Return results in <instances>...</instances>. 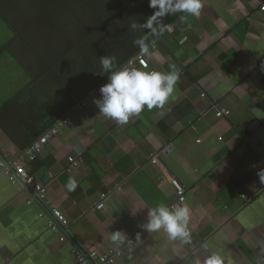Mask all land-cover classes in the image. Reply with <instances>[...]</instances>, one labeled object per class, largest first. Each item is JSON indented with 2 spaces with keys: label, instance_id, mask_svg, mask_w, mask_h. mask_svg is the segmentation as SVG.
Listing matches in <instances>:
<instances>
[{
  "label": "crops",
  "instance_id": "0c3cea01",
  "mask_svg": "<svg viewBox=\"0 0 264 264\" xmlns=\"http://www.w3.org/2000/svg\"><path fill=\"white\" fill-rule=\"evenodd\" d=\"M262 4L202 0L198 17L183 15L149 45L151 55L139 54L146 69L135 61L125 65L162 72L174 65L180 71L173 96L161 108H145L119 125L99 114L94 100L100 95L91 93L88 108L69 113L70 122L35 164L22 160L0 130L6 162L0 163L11 171L21 163L37 180L46 175L47 201L69 221L60 242L61 234L48 229V206L11 184L0 168V264H76V253L87 250L121 251L115 264H193L197 258L203 264L213 252L224 264H264ZM8 73L0 76V105L20 88L17 75ZM216 110L230 114L217 118ZM165 147L170 154L151 164ZM68 158L81 160L70 173ZM69 178L77 181L74 192L66 189ZM171 179L186 189L188 243L140 227L148 209L177 200ZM102 194L108 195L104 209L94 211ZM114 231H122L124 240L114 243Z\"/></svg>",
  "mask_w": 264,
  "mask_h": 264
},
{
  "label": "trees",
  "instance_id": "16d2710c",
  "mask_svg": "<svg viewBox=\"0 0 264 264\" xmlns=\"http://www.w3.org/2000/svg\"><path fill=\"white\" fill-rule=\"evenodd\" d=\"M153 11L148 0H0V17L12 32L0 45V59L10 53L28 75L0 105V130L19 152L107 81L99 57L115 56L121 68L141 53L133 41L146 30L130 25ZM183 15L163 18L165 30ZM147 36L149 45L157 38Z\"/></svg>",
  "mask_w": 264,
  "mask_h": 264
},
{
  "label": "clouds",
  "instance_id": "9594fccd",
  "mask_svg": "<svg viewBox=\"0 0 264 264\" xmlns=\"http://www.w3.org/2000/svg\"><path fill=\"white\" fill-rule=\"evenodd\" d=\"M148 6L154 9L152 15L143 23H131L130 28L133 31L146 30V33L153 37L163 34L166 27L162 23L163 18L178 13L198 17L203 7L202 0H148ZM147 34L135 39L133 44L141 53L151 55ZM99 62L100 75L106 76L107 82L100 86V98L95 99L94 103L100 115L119 125L128 123L130 117L140 114L145 108L151 110L163 107L173 96L180 80V71L174 65L170 66L169 71L162 72L127 66L118 68L115 56H101ZM262 172L264 171L259 174ZM77 186L74 178L68 179L66 183L68 192H74ZM190 216L191 209L187 204L169 207L161 203L148 209L147 221L140 227L147 233L163 230L169 240L188 243L191 241ZM125 237L122 231H114L111 240L114 243L121 242ZM140 238V234L137 233L136 239ZM203 247L207 250L208 246L205 244ZM193 264H201V260L197 258ZM203 264H224V261L219 253L213 252L206 256Z\"/></svg>",
  "mask_w": 264,
  "mask_h": 264
},
{
  "label": "built area",
  "instance_id": "2783aa9c",
  "mask_svg": "<svg viewBox=\"0 0 264 264\" xmlns=\"http://www.w3.org/2000/svg\"><path fill=\"white\" fill-rule=\"evenodd\" d=\"M260 10L264 12V4L260 6ZM136 62L142 68H147L146 61L141 56H136L128 64L132 65L133 62ZM107 82V81H106ZM100 88V87H99ZM99 88L96 89L93 94L100 95ZM87 99L78 104L73 111L81 112L88 108ZM215 117H227L229 112L225 110H216ZM70 122L69 116H66L61 121H59L53 128L47 131L43 136H41L36 142H34L26 151L23 152L21 159L27 161H33L36 158H39L43 148L46 144L56 137L59 132V128L63 125H66ZM170 154V149L168 147L163 148L157 154H155L150 163L153 165H159V159L161 155ZM69 166L66 168V172L70 173L75 168H78L81 160L75 158H68ZM0 168L3 172L9 177L11 184L17 185L20 184L22 187L29 190V192L36 198L39 202L48 206L50 214L52 216V221L48 223V229L56 234H61L59 241L64 242L66 240V232H68L69 221L60 212L56 207L51 205L47 201V189L46 186L41 183L39 180L35 179L27 173L25 168L21 163L13 164V171L6 168L4 163H0ZM171 185L173 186L177 200L173 205H180L185 202L186 189L178 184L175 179H171ZM107 194L101 195V201L93 208L94 211H102L104 209V203L107 198ZM31 200L27 203L30 204ZM170 206V207H171ZM122 256L121 251H109L107 254L99 253L94 250H87L85 252H77L75 255L76 264H115L118 259Z\"/></svg>",
  "mask_w": 264,
  "mask_h": 264
},
{
  "label": "rangeland",
  "instance_id": "374dc122",
  "mask_svg": "<svg viewBox=\"0 0 264 264\" xmlns=\"http://www.w3.org/2000/svg\"><path fill=\"white\" fill-rule=\"evenodd\" d=\"M12 39V32L9 29V27L6 25V23L2 20L0 17V44L4 45L8 41ZM10 53H7L5 57H3L4 61L8 64V67L5 68V62L1 61L0 64V76L2 77L4 74H6V71H10L8 74H14L17 75V80L19 82L20 87L25 84L28 81V75L27 73H23V68L21 67V64L19 61H17L15 58H13ZM10 66V67H9ZM12 72V73H11Z\"/></svg>",
  "mask_w": 264,
  "mask_h": 264
},
{
  "label": "water",
  "instance_id": "95a60500",
  "mask_svg": "<svg viewBox=\"0 0 264 264\" xmlns=\"http://www.w3.org/2000/svg\"><path fill=\"white\" fill-rule=\"evenodd\" d=\"M0 158H1V156H0ZM1 161H3L4 163H6V162L3 160V158H1ZM6 168H7V167H6ZM9 170H10V169H9ZM45 179H46V175L42 176V177L39 179V181H40L41 183H44Z\"/></svg>",
  "mask_w": 264,
  "mask_h": 264
}]
</instances>
